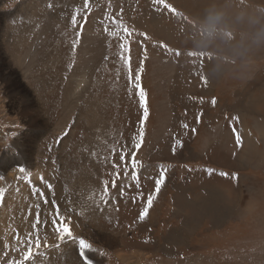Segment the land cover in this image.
I'll use <instances>...</instances> for the list:
<instances>
[{
  "label": "rangeland",
  "instance_id": "1",
  "mask_svg": "<svg viewBox=\"0 0 264 264\" xmlns=\"http://www.w3.org/2000/svg\"><path fill=\"white\" fill-rule=\"evenodd\" d=\"M212 12L223 15L219 30L207 23ZM120 24L132 34L126 37ZM261 33L264 0H89L87 8L84 0H0V207L21 182L16 195L29 193L27 202L38 204L32 220L39 214L42 246L28 264H264ZM212 66L223 67L209 72L221 74L213 98L176 103L175 86L191 89ZM138 83L146 94V120ZM197 107L226 118L215 128L226 124L228 132L212 144L220 167L204 159L209 144L202 137L188 145H201L194 160H185L184 151L167 155L163 140L174 136L163 131L183 116L197 117L202 127L206 119L196 116ZM30 152L33 166L26 167L22 156ZM5 158L11 164H3ZM48 171L55 175L51 188H45ZM150 196L152 207L141 219ZM6 210L0 208V264L22 261L27 250ZM53 220L85 239L91 247L84 256L73 239L61 244Z\"/></svg>",
  "mask_w": 264,
  "mask_h": 264
},
{
  "label": "crops",
  "instance_id": "2",
  "mask_svg": "<svg viewBox=\"0 0 264 264\" xmlns=\"http://www.w3.org/2000/svg\"><path fill=\"white\" fill-rule=\"evenodd\" d=\"M209 10L211 11L210 7ZM206 32V31H205ZM204 42V40H202ZM230 42V41H229ZM205 43V42H204ZM205 45H208L207 43H205ZM122 55L124 56V52L123 50L121 51ZM212 55V53H211ZM222 66H212L211 70H205L204 69V74L203 76H206L207 78V83L204 82V80L202 78L198 79L197 81H195V83H192V86H190L191 89L189 90H184L181 89V86H175V94H174V99L176 103H206L209 100H211V98H213V96L216 93V82H217V77H219L220 75H211L209 74L210 71H213V69L216 70H220L222 69ZM223 70V69H222ZM132 74V73H131ZM199 76H191L192 79L194 78H198ZM132 79V76H131ZM201 81L202 83L197 84L198 81ZM184 94H191V96L189 97L190 99H186V100H180V95ZM186 97V96H185ZM140 100V99H139ZM104 103V101L102 102ZM143 104L141 103L140 100V106H142ZM218 107H221V105H219ZM229 105H227L226 108H228ZM226 110V109H225ZM170 111H174L173 107H170L168 109V112ZM193 111L195 112L196 116H198L199 113H203L204 114V119H206V123L202 124H196V119L197 117H185L183 116V118H170L172 119V123L170 124V130H167L166 132L163 131V135H171L174 136L172 141H168V140H163V143L165 141V145H166V151H167V155H169L170 157L172 156H176V154L180 151H184V153L181 155L182 157L185 158V160H194V158L197 157L198 153H201V145H193V149L190 150L188 145H191V143L193 144L196 140L197 137H202V142L203 145H205L206 143L209 144L207 147V150L205 153H202L204 155V159L207 158L208 162L214 163V167H220L221 165H224V163L220 162V158H215L213 153H212V144L215 143L217 140H215L216 135H224L225 133L228 132V128L225 127L222 128L221 126L219 127L220 129H224L223 132L222 130L217 132V128L215 122L218 120H226V118L221 117L220 119H216L215 118V113L213 112L212 108H203V109H199L198 107L193 109ZM237 113V112H235ZM231 116V115H230ZM229 119V118H228ZM190 125V126H189ZM221 125V124H220ZM224 126V125H223ZM263 126H259V129L261 130ZM203 128V129H201ZM165 130V129H163ZM260 135L262 137L263 132ZM136 134V133H135ZM195 137V138H193ZM194 141V142H193ZM248 142V140H246ZM244 142H245V138H244ZM243 142V143H244ZM168 146V147H167ZM246 151H248L246 149ZM198 152V153H197ZM199 160V159H198ZM206 160V162H207ZM217 161H219V163H216ZM200 161H198L197 163H199ZM166 163H164L163 165H165ZM173 164V163H172ZM171 166H175L172 165ZM209 179V178H208ZM211 181V180H210ZM203 194H205L203 197L207 198V193L202 192ZM157 231H161V229L159 228V230ZM78 238V237H77ZM74 238V242H76V245L79 247V238ZM112 241V240H110ZM65 250V249H64Z\"/></svg>",
  "mask_w": 264,
  "mask_h": 264
},
{
  "label": "snow or ice",
  "instance_id": "3",
  "mask_svg": "<svg viewBox=\"0 0 264 264\" xmlns=\"http://www.w3.org/2000/svg\"><path fill=\"white\" fill-rule=\"evenodd\" d=\"M155 2L163 3V0H155ZM88 4H89V0H84V7L85 8L88 7ZM49 7H51V5H49ZM164 7H170V6L165 4ZM170 10L175 12V9H170ZM77 15H79V13H77ZM84 19L86 20V17ZM71 22H72L73 26L77 25V20H76L75 17H73ZM112 22L113 23H117V24L120 23L119 21H116L115 18H112ZM120 27H121L122 32L125 34L126 37L130 36L132 34L131 31L127 27H124L122 24H120ZM105 31H107V29H105ZM121 48H122L123 52H125V53H127L129 51L128 44L126 42H122L121 43ZM178 54L179 53H177V55ZM121 59H123L125 61L126 65L128 66L129 74H130V78H131L130 57H125V56L122 55ZM142 71H143V69L141 68V72ZM136 79L138 81L139 80V76H137ZM202 79L204 80L205 83H207L206 76L202 75ZM137 87L139 89V96H140L141 103L144 105V119L146 120L147 117H148V107H147V101H146V94H145L143 88L140 87L139 83L137 84ZM213 103H215V101H213ZM236 119L238 120V118H236ZM233 132L235 133L237 144L241 145L242 144V138H241L239 132L237 131V129L235 128V126H233ZM142 139H143V135L141 133V140ZM139 146H140L139 144L136 145L137 148H139ZM120 160H121V162H122V164H123V166L125 168V171H127L128 167H129V162L127 160V153L124 152L123 149H121ZM130 165H131V168L134 171L138 168V164H137V161L135 159V156H133L131 158ZM113 167L117 170L116 171V176H117V178H119V176H120V172H119L120 165L116 164L113 161ZM20 171H24V169H20ZM221 175H226V173H221ZM163 176H164V174L161 173V178L156 180V182H155V184H156L155 192L157 194L159 193L161 186L164 184ZM132 178L137 181V184L139 183L140 177H139L138 173L133 175ZM111 186L113 188L115 187V181H113ZM48 187L51 188V185H48ZM129 187H131V186H129ZM104 191H105V193H107V191H108L107 185H105ZM41 195H43L42 192H41ZM0 199H2V194H0ZM44 202L48 203L47 198H45ZM152 203H153V199L150 196L148 198V200H147V208H145L144 212L141 214V219L147 217L148 208L152 207ZM55 212H56V216L59 217L60 213H59V206L58 205L56 206ZM40 222H41L40 221V216H39V214H37V216H36V224L39 225ZM52 223L55 225L56 231L59 233V240H60L61 244L65 241L66 238L69 239V240L74 239V236H73V233H72L71 229L65 224V222L63 220H53ZM41 246H42L41 245V238L39 237L38 234L36 235L34 240H33V237L29 236L28 241H27V250H26L25 255L23 256V260L20 261V262L13 261L12 264H28L29 261H33L34 256L40 255L39 250L41 249ZM45 246L48 247V248L52 247L51 245H45ZM57 247H59V245H57ZM90 247L91 246L88 243H86L85 239H80L79 240V248H80V253L79 254H80V256H84L85 255L84 250L85 249H90Z\"/></svg>",
  "mask_w": 264,
  "mask_h": 264
},
{
  "label": "bare ground",
  "instance_id": "4",
  "mask_svg": "<svg viewBox=\"0 0 264 264\" xmlns=\"http://www.w3.org/2000/svg\"><path fill=\"white\" fill-rule=\"evenodd\" d=\"M245 135L247 136L248 134H245ZM246 140H248V139H246ZM245 148L247 150H249L248 146ZM13 150H12V152H13ZM249 152L251 153L252 150L250 149ZM250 153H249V155H252ZM32 157H33V152L32 153L30 152L28 155L22 156L23 162H25L24 166H26V167H32L33 166L34 158H32ZM249 157L250 156H248V157L246 156V153H245V155H243V158L246 160H249ZM4 162H5V164H11V161L9 159H6V158H5V161H3V164H4ZM45 174H46V177H45L44 181H45V188H46V187H48V185L53 184L52 179L55 178V175L53 176L49 171L46 172ZM9 176H10V174L6 178H8ZM39 176H41V174H39ZM0 179H2L1 176H0ZM22 185H23V182H21V184L18 186L15 185L11 189L12 192L8 193V195L4 198L0 208L5 209V210L10 209L11 211H13L12 213H9L6 210V216H7L6 220L8 219L10 221V219H14V221L16 222L15 227L17 228V231L20 233V234H18V237L23 238L24 243H27L29 236L33 237V239L36 237V235L38 234V231H39L40 224L39 225L36 224V219L34 221L32 220V218H35V214L37 212L38 204L27 202V199H26L27 197H25V196L29 193H26V192L19 193L18 194L19 197L16 195L18 190L20 189V187ZM57 187L58 186H56V189H57ZM20 196H23V198L25 197L24 198L25 200L21 199L20 201H17V199H19ZM1 216H3V212L0 213V217ZM17 243L21 247H23L19 241Z\"/></svg>",
  "mask_w": 264,
  "mask_h": 264
},
{
  "label": "clouds",
  "instance_id": "5",
  "mask_svg": "<svg viewBox=\"0 0 264 264\" xmlns=\"http://www.w3.org/2000/svg\"><path fill=\"white\" fill-rule=\"evenodd\" d=\"M223 20V15L218 12L209 13L207 16V23L211 26L213 30H219V26ZM260 38L264 39V33L260 34Z\"/></svg>",
  "mask_w": 264,
  "mask_h": 264
}]
</instances>
